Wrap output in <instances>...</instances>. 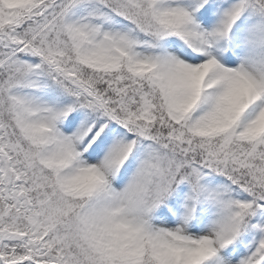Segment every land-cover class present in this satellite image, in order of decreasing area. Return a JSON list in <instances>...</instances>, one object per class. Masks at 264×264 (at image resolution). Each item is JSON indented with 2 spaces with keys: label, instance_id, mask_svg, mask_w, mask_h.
<instances>
[{
  "label": "snow or ice",
  "instance_id": "snow-or-ice-1",
  "mask_svg": "<svg viewBox=\"0 0 264 264\" xmlns=\"http://www.w3.org/2000/svg\"><path fill=\"white\" fill-rule=\"evenodd\" d=\"M0 264H264V0H0Z\"/></svg>",
  "mask_w": 264,
  "mask_h": 264
}]
</instances>
